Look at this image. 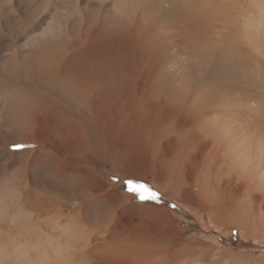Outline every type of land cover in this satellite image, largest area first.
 Masks as SVG:
<instances>
[{"label":"rangeland","instance_id":"rangeland-1","mask_svg":"<svg viewBox=\"0 0 264 264\" xmlns=\"http://www.w3.org/2000/svg\"><path fill=\"white\" fill-rule=\"evenodd\" d=\"M47 1H49V5H46ZM235 5V9L232 8ZM191 22L194 24L191 25ZM147 24L149 26H146ZM235 24L236 26H234ZM50 25L57 29L53 28L50 32V29L48 30ZM117 27L118 30H116ZM216 27L224 29L218 30ZM93 28L94 30L103 28L113 32L124 31L125 35L121 42H118L123 47L130 40V33L134 28L140 29L142 36L137 37L135 33L134 43L136 46L141 38H144V34H148L150 37L154 48L149 54V63H147L146 53L141 52L140 54V57H144L140 58L143 62L137 60L136 48L135 53L132 54L138 70L140 68V80L144 82V88H140L138 84L136 93L133 94L131 103L128 104L130 111L136 113L134 118L137 120L141 114H146L156 122L152 127L148 123L153 134L150 137H145V130H135L134 134L138 135V142H136L138 148L133 149L134 145L129 143L131 146H128L132 148H128V151L123 147L127 142H122L121 133L114 132L110 137L106 135L107 138L109 137L107 148L113 154L99 151L100 149L96 148L95 143L91 145L89 142L82 150L79 146H73L76 141L70 139L62 127L64 125L65 131L69 133L79 123L67 124V121L71 120L69 114L73 115L71 106L69 107L70 112L66 111V119L60 114L59 118H56L55 114L48 115L47 110H40L39 119L45 122L46 128L50 127L54 130L62 124L60 130L56 131L58 133L53 132L52 138H50L51 133L45 131L46 135L50 134L48 140L51 139L54 142L45 145L48 146L46 150L59 158V161L54 158L47 161L48 158L44 157L46 163L42 160L39 163L35 160L34 163H28L26 161L27 152L34 154L35 150L43 151L45 146L41 144V140L39 144L37 143L39 147L35 144L36 142H26V119L32 112L31 105L25 97L19 94L15 96L12 88L19 85L35 84L29 75L40 64L39 55L41 52L46 50L50 52L58 47H62L66 51L69 39L79 35L80 30L86 34ZM46 29L45 38L37 39ZM214 34L218 37H215ZM113 40L116 41V39ZM130 44L128 45L132 46ZM56 55H58L63 68L71 52L69 49L64 54L61 51H56ZM223 60L226 61V64ZM229 60L231 64L227 62ZM46 68L43 73L51 71L49 67ZM124 69L127 71V64ZM220 69L224 74L221 73L222 71L220 72ZM25 70L26 79L22 77L25 75ZM58 70L60 71L59 67ZM7 71L10 72L9 75H7ZM197 72L200 76L197 75ZM91 73L99 74L98 68L92 69ZM200 73L204 75L202 76ZM210 73H213V78L210 77ZM226 73L230 76L225 75ZM12 75L18 77L10 78ZM196 75L202 79V82ZM207 75L209 77H205ZM98 76L96 75V78ZM195 76L197 80H195ZM2 77L10 78L14 85ZM158 77L160 82H163L162 84L158 82V86L156 84L155 90L159 94H150L148 80L153 85L154 80ZM179 78L181 82H184L183 86ZM204 80L205 82H203ZM210 81L213 82V85ZM0 82L4 85L3 89H0L3 95V98L0 96V264H107L106 258L113 255L121 261V264H128L124 262L127 261V258L128 262L132 264H234L233 261L235 264H242V262L251 264L252 261H258L256 264H264V234L261 233L264 231V0H0ZM124 82L126 83L127 80ZM177 82L181 83V87ZM199 82L202 85H199ZM191 83L194 85L198 83V85L194 86ZM205 83L208 85L206 91ZM130 84L128 83L127 87H130ZM159 85H162L164 90ZM192 86L194 87L191 88ZM169 87H173L174 90ZM222 88H224V94H222ZM215 89V92L221 94L220 96H223L224 100L223 97H219L218 93H214ZM117 91L121 92L122 90L117 89ZM174 92L176 96L175 94L169 96ZM233 92L235 98L231 96ZM102 93L99 95L93 91V96L99 105V114L105 112L102 117L105 125L103 130L110 128L113 131L112 123L116 122L113 120L115 117L113 115L115 114L113 99L107 93ZM189 97L191 98L189 99ZM196 98L197 100H195ZM152 101L156 103L153 108L158 107V110L153 112L157 111L159 116H152L153 108L149 113L144 110V106L148 107L147 102L152 103ZM56 104L59 106V103ZM72 104H74V109H77V101ZM202 107L204 108L202 109ZM252 107L255 109L252 110ZM187 111L190 115L187 114ZM254 115L258 117L256 118ZM122 116L126 119V116ZM73 117L76 121L79 119L75 115ZM52 119L57 121L62 119L63 121L58 125L48 124L47 122ZM141 125V128L145 125L142 117ZM229 129L231 130L228 131ZM240 139L241 141H239ZM197 140L201 144L197 143ZM138 144H141V147ZM232 146L233 148H231ZM216 150L219 151L220 156L215 154ZM63 152L67 156L75 158L84 152L92 156L96 165L75 160L74 165H70L93 169L94 178L89 179L90 183L92 179L95 180L96 189L109 192L108 197L100 199L93 197L89 188L87 191V185H84L80 180V171L64 172L71 159L66 157ZM103 158L106 159L103 161ZM148 158L149 160H147ZM67 160L68 162H66ZM210 161H214V164L211 165ZM257 161L258 163H256ZM114 162H116V169L112 165ZM171 162L172 164H170ZM102 164H104V169H97L99 173L96 172V168ZM28 166L30 167L28 168ZM216 166L219 167L216 168ZM209 168L215 170V174ZM209 171L210 173H207ZM254 171L256 172L254 173ZM195 172L197 177H195ZM215 175L216 177L213 179ZM223 175H225V180ZM178 176L181 177V181ZM194 179L201 180L200 184ZM214 180L221 183H215ZM127 181L146 185L150 191L157 194L156 199L141 200L138 192L129 191ZM239 181L241 182L239 183ZM251 181L254 182L253 185L250 184ZM179 182L180 188H183L182 192L186 190L184 194L177 190ZM184 182L186 184H181ZM193 183L194 187L198 188H194ZM201 184H203V188H201ZM213 184L216 187L212 186ZM244 188L246 189L243 190ZM251 188L254 192L251 191ZM242 192L252 193L253 196L248 194V197ZM196 193L198 194L196 195ZM235 198L240 200L236 199V201ZM124 199L131 201L125 203L124 208H121L119 217L120 210L116 207L117 202L122 203ZM241 201L244 205L240 204ZM85 202L87 203L85 204ZM215 204L216 206H214ZM251 206L255 211L250 208ZM148 207L156 212H149L148 217L150 218L140 217L145 211L144 209H148ZM244 207L245 209H243ZM260 207L263 212L260 211ZM99 208L100 210H98ZM240 210L243 214H247H245L246 219L242 213V215L240 214ZM79 214L80 216H78ZM258 214L260 215L257 216ZM155 215L158 217H154ZM234 216L237 218L239 216L244 220L239 218V221H236L237 218ZM248 219L250 224L247 222ZM143 220H146L145 225L140 224ZM260 221L263 223H259ZM241 222L252 229H249L248 226L243 228L244 225L242 226ZM255 222L258 223L257 226ZM132 224L138 226H131ZM260 224L263 225V228L259 227ZM225 225L233 229L230 234H222L221 230ZM253 225L254 227H252ZM143 227L147 229L146 233L142 232ZM255 227H257L256 230L253 229ZM257 229L260 232L257 233L259 231ZM151 230L163 233L158 241L160 246L156 245L154 240L150 241L154 236V233L148 235ZM80 231L83 234H79ZM251 231L254 232V236L249 234ZM255 233L261 234L262 237L256 236ZM142 234L147 237L143 239ZM246 234L249 236L247 237ZM134 235L138 237L134 238ZM195 242L197 244H194ZM180 243H183L182 246ZM164 249L169 251L163 252ZM165 253H168V256H164ZM159 258L160 260L155 262V259Z\"/></svg>","mask_w":264,"mask_h":264},{"label":"bare ground","instance_id":"bare-ground-1","mask_svg":"<svg viewBox=\"0 0 264 264\" xmlns=\"http://www.w3.org/2000/svg\"><path fill=\"white\" fill-rule=\"evenodd\" d=\"M224 2V1H223ZM46 5H49V1H47L46 2ZM209 5V4H208ZM207 5V6H208ZM215 6V5H214ZM11 7V6H10ZM46 7V6H45ZM232 7V6H231ZM230 7V8H231ZM234 7H236V5L235 6H233L232 8H234ZM196 9V8H195ZM235 9V8H234ZM10 11H11V9H9ZM54 11V10H53ZM245 12V11H244ZM25 13V12H24ZM237 13V12H236ZM204 14V13H203ZM192 15V14H191ZM200 15V14H199ZM248 15H249V13H248ZM203 16V15H202ZM238 16H239V14H238ZM197 17H198V14H197ZM200 17H201V15H200ZM206 17V16H205ZM204 17V18H205ZM219 17V16H218ZM236 17V16H235ZM201 19V18H200ZM254 19V18H253ZM123 20H126V19H123ZM199 20V19H198ZM203 20V19H202ZM6 21V20H5ZM12 21V20H11ZM56 21V20H55ZM261 21V20H260ZM218 22V21H217ZM56 23V22H55ZM225 23V22H224ZM194 24V22H191V25H193ZM217 24V23H216ZM247 24V23H246ZM54 25H58V24H54ZM219 25V24H218ZM218 25H216L217 27H218ZM225 25V24H224ZM146 26H149L148 24L146 25ZM205 26V25H204ZM221 26V25H220ZM234 26H236V24L234 25ZM233 26V27H234ZM7 27V26H6ZM20 27V26H19ZM209 27V26H208ZM211 27V26H210ZM213 27H215V25L213 24ZM216 27V28H217ZM227 27V26H226ZM231 28H232V25L230 26ZM53 28H55V29H57V27H55V26H52L51 27V25L48 27V30L50 29V32L53 30ZM193 28V27H192ZM196 28V27H195ZM212 28V27H211ZM229 28V27H228ZM54 29V30H55ZM145 29H146V27H145ZM218 29V28H217ZM222 28H220V29H218V30H221ZM224 29V28H223ZM222 29V30H223ZM239 29H240V27H239ZM238 29V30H239ZM6 30V29H5ZM116 30H118V27H117V29ZM198 29L196 28V31H197ZM215 30V29H214ZM217 30V31H218ZM230 30V29H229ZM237 30V27H236V29H235V31ZM240 31V30H239ZM156 32V31H155ZM198 32V31H197ZM207 32H209V31H207ZM223 32H225V31H223ZM228 32V31H227ZM226 32V33H227ZM238 32V31H237ZM49 33V32H48ZM80 34L79 35H77L76 37H73V39H69V41H68V44L66 45V47H67V49H66V51L69 49V51L71 52V55H70V57L67 59V61H66V63L63 65V68L61 67L62 65H61V61H60V59H59V57H58V55H56V51H61V53L62 54H64L66 51H64L63 49H62V47H58V48H56V49H53L52 51H48V50H46L45 52H41L40 53V55H39V59H41V62H40V64L39 65H37L36 67H35V69L34 70H32L31 72H30V78H31V80L32 81H35V84L34 85H28V86H23V85H19V86H15V87H13L12 88V91H14L15 92V96L17 95V94H19V95H21V96H23V97H25L26 98V101L27 102H29V104L31 105L30 106V108H31V110H32V112H30V114L28 115V118L26 119V136H27V138H26V142H31V141H33V142H36L35 144L37 145V143L39 144V141L41 140V144L42 145H49V143H54L51 139L50 140H48L49 139V137H50V134H48L47 133V135L45 134V131H48L49 133H51V137L50 138H52V135H53V132H55V133H58V132H56L57 130H60V126L62 125V124H60V122L62 123V119H61V121H57V120H51L50 122H47L48 124H56V125H58V124H60V125H58V127H56L54 130H52V129H50V127H48V128H46L45 126H44V123L45 122H43V121H41L40 119H39V113H40V110H47V114L48 115H51V114H55L56 116V118L58 117L59 118V114L60 115H62L63 116V118H65L66 119V111L67 112H70L69 111V107L71 106V108H72V111H71V113L73 114V115H75V116H77L79 119L76 121V119H74V117H73V115H71V114H69L70 115V117H71V120H68L67 121V124H70V125H72V123H74V122H79V123H77V125H76V128H73V129H71L70 131H69V133L68 132H66L65 130H66V127L63 125L62 127H64L63 128V130H64V132H65V134L66 135H68V136H70V139L72 138V139H74L76 142H74L73 143V146L74 145H76V146H79V147H81L80 149H84V147L86 146V143L87 142H89V143H91V145H92V143H95L96 144V148L98 147L100 150L99 151H102V152H106V153H109V154H113V152L112 151H110L107 147V140L109 139V137L111 136V133L112 132H114V133H117V134H119V133H121V139H122V142L124 143V141H126L127 142V144L126 145H122L123 147H125V149H127V151H128V148H130L129 146H131L130 144H133L134 145V147H133V149H135V148H138L137 147V143L136 142H138V135H136V134H134V131L135 130H139V129H143V130H145V137H150L153 133H152V131L150 130V128H149V125L152 127V125H155L156 124V122H154V120L151 118H149L148 116H146V114H141V116H139L138 118H139V120H137V118H134V115H136V113H134V112H132V111H130V108H129V104L128 103H131V98H132V96H133V94H135L136 93V90H137V85L139 84V87L140 88H144V82L142 81V80H140V76H141V74H140V68H139V70H138V68H137V63H136V60H134L133 59V56H132V54H134L135 53V48H136V54H137V57H138V61H142L143 62V60H140V58L142 57H140V54H141V52H143V54L144 53H146V56L148 57V61H147V63H149L150 62V58H149V54L150 53H152V49L154 48V46L151 44V39H150V37L148 36V34H144V38H141V40L138 42V44H137V46L135 45V43H134V39H135V37H134V35H135V33H136V35H137V37H142L141 36V33H140V29H133L132 30V32L130 33V36H131V38H130V40H131V44H132V46H133V48H132V46H129L128 44H130V40L128 41V42H126V44H125V46L123 47V45L121 44V43H118V42H121V40H122V38H123V36L125 35L124 34V31H118V32H113V31H109V30H107V29H103V28H100V29H96V30H94V28L93 29H91L90 31H88V32H86V34H83V31H81L80 30V32H79ZM143 33V32H142ZM226 33H224V34H226ZM230 33V32H229ZM240 33V32H239ZM46 34H47V29L44 31V33L42 34V36L41 37H39V38H37V39H41V38H45L44 36H46ZM235 34V33H234ZM52 35V34H51ZM212 35V34H211ZM215 35V37L217 36L218 37V35H216V34H214ZM228 35V34H227ZM53 36V35H52ZM110 36H111V38H110ZM113 36V37H112ZM48 37V36H47ZM199 37V36H198ZM214 37V38H215ZM233 37H236V36H233ZM180 38V37H179ZM203 38V37H202ZM232 38V37H231ZM113 39H116V41H114ZM206 39V38H205ZM220 39V38H219ZM241 39V38H240ZM208 40V39H207ZM210 41H211V39H209ZM222 40V39H221ZM224 40V39H223ZM234 40H235V38H234ZM234 40H232V41H234ZM212 41H214V40H212ZM171 42V41H170ZM185 42V41H184ZM217 42V41H216ZM259 42V41H258ZM67 43V42H66ZM124 43V42H123ZM167 43V42H166ZM215 43V42H214ZM234 43H236L235 41H234ZM130 44V45H131ZM170 44V43H169ZM183 44V43H182ZM237 44V43H236ZM115 47H114V46ZM171 45V44H170ZM184 45H185V43H184ZM259 45V44H258ZM170 47V46H169ZM255 47H256V45H255ZM262 47V46H261ZM201 48V47H200ZM258 48V47H257ZM263 48V47H262ZM10 49V48H9ZM259 49V48H258ZM37 51V50H36ZM41 51H42V49H41ZM39 53V52H38ZM192 53V52H191ZM20 54V53H19ZM185 54V53H184ZM21 57V56H20ZM144 57H142V59H143ZM15 59V58H14ZM194 59H196V58H194ZM14 61V60H13ZM234 62H235V60H233ZM9 62V61H8ZM11 62V61H10ZM129 62V63H128ZM223 62H224V60H223ZM222 61H221V64L223 63ZM226 62V61H225ZM224 62V63H225ZM227 62H230L229 64H231V61L229 60V61H227ZM146 63V62H145ZM233 63V62H232ZM29 64V63H28ZM127 64V71L124 69V67H125V65ZM220 64V63H219ZM226 64V63H225ZM41 66V67H40ZM173 66V65H172ZM175 66V65H174ZM221 66V65H220ZM223 66V65H222ZM46 67H49L50 69H51V71H45V73H43L44 72V69L46 68ZM58 67H59V69H60V71L58 70ZM225 67V66H224ZM223 67V68H224ZM233 67V66H232ZM236 67V66H235ZM94 68H98V72H99V74H97V73H94V74H92L91 73V71H92V69H94ZM149 68V67H148ZM171 68V67H170ZM191 68V67H190ZM217 68H219L218 66H217ZM222 68V67H221ZM16 69V68H15ZM19 69H22L21 67H19ZM47 69V68H46ZM150 69H152V68H150ZM226 69V68H225ZM228 69V68H227ZM4 70V69H3ZM14 70V69H13ZM18 70V69H17ZM16 70V71H17ZM29 70V69H28ZM148 70V69H147ZM191 70V69H190ZM201 70V69H200ZM215 70H217V69H215ZM219 70V69H218ZM217 70V71H218ZM224 70V69H223ZM9 71V70H8ZM8 71H7V75H9V73H8ZM30 71V70H29ZM150 71V70H149ZM172 71V70H171ZM198 71V70H197ZM222 70L220 69V72H221ZM227 71V70H226ZM229 71H230V69H229ZM236 71V70H235ZM61 72H63V73H61ZM174 72V71H173ZM188 72H190V71H188ZM203 72V71H202ZM206 72V71H205ZM220 72H219V74H220ZM4 73V72H3ZM18 73H21V72H19L18 71ZM18 73H17V75H18ZM26 73V70H25V72H24V74ZM193 73V72H192ZM198 74L197 75H199V72H197ZM208 73V72H207ZM214 73V72H213ZM213 73L210 75V77L213 75ZM218 73V72H217ZM221 73H223V71L221 72ZM12 74V73H11ZM201 74V73H200ZM224 74V73H223ZM228 73H226L225 75H227ZM4 75V74H3ZM96 75H99L98 76V78H96ZM196 75V76H197ZM202 75V74H201ZM204 75V74H203ZM202 75V76H203ZM218 75V74H217ZM14 75H12V77L10 76V78H16V77H18V76H14ZM195 76V77H196ZM200 76V75H199ZM199 76H197V77H199ZM215 76V75H214ZM220 76V75H219ZM223 76V75H222ZM228 77L230 76L229 74L227 75ZM233 77H234V75H232ZM23 78H25L26 79V74L25 75H23L22 76ZM183 77V76H182ZM194 77V76H193ZM197 77L195 78V80H197ZM205 77H209L208 75L207 76H205ZM204 77V78H205ZM3 78V77H2ZM6 78V79H5ZM10 78H8L7 79V77H4L3 79L5 80V81H7V82H9L10 84H12V85H14V83L12 82V80L10 79ZM184 78V77H183ZM182 78V79H183ZM200 78V77H199ZM198 78V79H199ZM212 78H213V76H212ZM211 78V79H212ZM219 78V77H218ZM235 78H236V76H235ZM139 79V80H138ZM207 79V78H206ZM221 79H223V78H221ZM124 80H127V82L125 83L124 82ZM181 79L179 78V81H180ZM192 80V79H191ZM202 79L200 78V82H202L201 81ZM208 80V79H207ZM215 80H217L216 78H215ZM229 80H231V79H229ZM185 81V80H184ZM194 81V80H193ZM199 81V80H198ZM213 81V80H212ZM212 81H210V82H212ZM220 81V83H222L221 82V80H219ZM163 83V82H160V80H159V77H158V79H156V80H154V84L152 85L151 84V82L148 80V86H149V88L150 89H148V91H149V93L150 94H153V95H158L159 94V92L158 91H156L155 90V87H156V84L157 83ZM181 82V81H180ZM191 82V81H190ZM199 82V83H200ZM203 82H205V80L203 81ZM236 82V81H235ZM130 84V83H132V84H130L131 86L130 87H127V84ZM176 83V82H175ZM178 83V85H180V87H181V83H182V86H183V84H184V82L182 81L180 84H179V82H177ZM186 83V82H185ZM195 83V82H194ZM218 83V82H217ZM220 83H218V84H220ZM234 83V82H233ZM237 83V82H236ZM193 83H191V85H192ZM207 84H208V82H207ZM224 84V83H223ZM235 84V83H234ZM126 85V86H125ZM165 85V84H164ZM164 85H163V87H164ZM176 85V84H175ZM186 85V84H185ZM194 85V84H193ZM198 85V83L196 84V85H194V86H197ZM199 85H202V83H200ZM205 85H206V83H205ZM205 85H204V87H205ZM210 85V84H209ZM212 85H213V82H212ZM3 83L2 82H0V89H3ZM157 86H158V84H157ZM168 86V85H167ZM177 86V85H176ZM175 86V87H176ZM187 86V85H186ZM194 86H192L191 88H193ZM207 86L208 85H206V87H205V91H206V89H207ZM211 86V85H210ZM210 86H209V88H210ZM215 86V85H214ZM216 86H218L217 84H216ZM159 87H161V89H162V85L160 86L159 85ZM213 87V86H212ZM157 88V87H156ZM165 88V87H164ZM170 88V87H169ZM168 88V89H169ZM172 88V89H171ZM170 89L171 90H174L173 89V87H171ZM176 88H178L179 89V87H176ZM184 88V87H183ZM186 88V87H185ZM189 88V87H188ZM218 88V87H217ZM117 89H121L122 91L121 92H118L117 91ZM167 89V88H166ZM177 89V90H178ZM190 89V88H189ZM195 89V91H197L196 90V88H194ZM194 89L192 90V91H194ZM200 89V88H199ZM211 89V88H210ZM213 89V88H212ZM162 90H164V89H162ZM161 90V91H162ZM180 90H181V88H180ZM209 90V89H208ZM222 90H223V93H222V91H221V93L222 94H224L225 92H224V88H222ZM93 91L94 92H96L97 94H99V95H102L103 93L102 92H105V93H107L109 96H111V98L113 99V103H114V113L115 114H113L115 117L113 118V120L114 121H116V122H113L112 123V126H114V130L112 131L110 128L109 129H107V130H103V128L105 127V125L103 124V120H102V117H103V115H104V113H101V115L99 114V105H98V103H97V101L95 100V98H94V96H93ZM167 91V90H166ZM212 91V90H211ZM214 91V93H218V92H215L216 91V89L215 90H213ZM212 91V92H213ZM207 92H210V91H207ZM206 92V93H207ZM214 93H213V95H214ZM11 94V93H10ZM43 94V95H42ZM173 94H175V96H176V93L174 92V93H172V94H170L169 96H172ZM209 94V93H208ZM234 92L232 93V97H234ZM200 95V94H199ZM218 95H219V93H218ZM221 95V94H220ZM219 95V97H223V96H220ZM0 96H1V98H3V95H2V92H0ZM178 96V95H177ZM180 96H182V95H180ZM186 96H188V94H186ZM215 96L217 97V94H215ZM230 96V95H229ZM215 97V98H216ZM236 97V96H235ZM234 97V98H235ZM179 98V97H178ZM188 98V97H187ZM191 97H189V99H190ZM193 98H194V96H193ZM203 98V97H202ZM238 98V97H237ZM245 98V97H244ZM181 99V98H180ZM200 99V98H199ZM198 99V100H199ZM222 99V98H221ZM221 99H219L220 101H221ZM241 99H242V97H241ZM5 100V99H4ZM195 100H197V98L195 99ZM218 100V101H219ZM223 100H224V97H223ZM237 100V99H236ZM74 101H77V103H78V107H77V109H74V104H72ZM129 101V102H128ZM207 101V100H206ZM217 101V102H218ZM239 101V100H238ZM169 103L171 102V101H168ZM200 102V101H199ZM255 102V101H254ZM253 102V103H254ZM56 103H59V106L56 104ZM186 103V102H185ZM198 103V102H197ZM212 103H214V102H212ZM252 103V104H253ZM19 104V103H18ZM147 104H148V107L147 106H144V110L145 111H147V113H149L150 112V110L155 106V104L156 103H154L153 101H152V103H149V102H147ZM188 104V103H187ZM260 104V103H259ZM194 107L196 106V105H193ZM206 106H207V104H206ZM183 107H185V106H183ZM183 107L181 108V110L183 109ZM263 107V106H262ZM204 107H202V109H203ZM260 108V107H259ZM178 109H180V107L178 106ZM193 109V108H192ZM255 109V108H254ZM253 109V107H252V110H254ZM262 109V108H261ZM263 109H264V107H263ZM155 110H158V107H155V108H153V110H152V113H154L152 116H159L158 115V112L156 111V112H153V111H155ZM186 110V109H185ZM262 111V110H261ZM179 112H181L180 110H179ZM186 112V111H185ZM202 112H203V110H202ZM46 114V115H47ZM187 114L188 115H190L189 113H188V111H187ZM116 115H119V116H116ZM122 115H124V116H126V119H125V117L123 118V116ZM185 115H186V113H185ZM257 115V114H256ZM256 115H254V116H256ZM101 116V117H100ZM187 116V115H186ZM254 116H253V118H254ZM61 117V116H60ZM141 117L144 119V122H145V125H144V127L143 128H141L142 127V125H141ZM250 117H252V116H250ZM258 116H256V118H257ZM49 118V117H48ZM55 119V118H54ZM185 119V118H184ZM255 119V118H254ZM259 119V118H258ZM260 120H261V118H260ZM264 120V119H263ZM127 121V122H126ZM185 121H186V119H185ZM152 122V123H151ZM203 122V121H202ZM264 122V121H263ZM64 123V122H63ZM148 123H150L149 125H148ZM258 123V122H257ZM264 124V123H263ZM262 124V125H263ZM55 125V126H56ZM123 125H124V128H123ZM258 125H259V123H258ZM260 125H261V123H260ZM50 126V125H49ZM240 126V125H239ZM70 127V126H69ZM194 127V126H193ZM192 127V128H193ZM209 127V126H208ZM235 127H237V126H235ZM241 127V126H240ZM256 127H257V125H256ZM45 128V129H44ZM126 128H128V129H126ZM183 128V127H182ZM191 128V129H192ZM258 128V127H257ZM261 128V127H260ZM259 128V129H260ZM180 129V128H179ZM51 130V131H50ZM193 130V129H192ZM197 130V129H196ZM231 129H229L228 131H230ZM245 130V129H244ZM254 130H256V129H254ZM109 131H111V132H109ZM237 131V130H236ZM249 131V130H248ZM262 131V130H261ZM60 132V131H59ZM233 132V131H232ZM250 132V131H249ZM71 133V134H70ZM228 133H230V132H228ZM227 133V134H228ZM242 133V132H241ZM240 133V134H241ZM259 133V132H258ZM60 134V133H59ZM59 134H58V136H59ZM73 134H75V135H73ZM198 134V133H197ZM237 134V133H236ZM246 134H248V133H246ZM7 135H9V134H7ZM106 135H108L109 137L107 138V136ZM191 135V134H190ZM193 135V134H192ZM199 135V134H198ZM244 135H245V133H244ZM5 136H6V133H5ZM4 136V137H5ZM24 136V135H23ZM65 136V135H64ZM236 136V135H235ZM240 136V135H239ZM242 136V135H241ZM249 136V135H248ZM56 137V136H55ZM67 137V136H66ZM192 137V136H191ZM220 137V136H219ZM232 137H233V135H232ZM256 137H257V135H256ZM56 138H58V137H56ZM107 138V139H106ZM119 138V139H120ZM183 138V137H182ZM195 138V137H194ZM224 138V137H223ZM3 139V138H2ZM1 139V140H2ZM18 139V138H17ZM62 139V138H61ZM185 139V138H184ZM190 139V138H189ZM188 139V141H190ZM196 139V138H195ZM233 139H235L234 137H233ZM232 139V140H233ZM8 140V139H7ZM58 140V139H57ZM92 140V141H91ZM186 140V139H185ZM194 140V139H193ZM224 140V139H223ZM227 140V139H226ZM225 140V141H226ZM238 140V139H237ZM237 140H234V141H237ZM250 140V139H249ZM3 141V140H2ZM1 141V142H2ZM23 141V140H22ZM198 141V140H197ZM196 141V142H197ZM239 141H241V139L239 140ZM238 141V142H239ZM10 142V141H9ZM191 142H193V141H191ZM191 142H189V143H191ZM194 142H195V140H194ZM200 141H198L197 143H199ZM237 142V143H238ZM8 143V142H7ZM15 143V142H14ZM130 143V144H129ZM141 143V142H140ZM232 143V142H231ZM231 143H229V144H231ZM235 143V142H234ZM243 143V142H242ZM261 143V142H260ZM10 144V143H9ZM41 144H40V146H41ZM167 144V143H166ZM199 144H201V143H199ZM129 145V146H128ZM140 147H141V144H138ZM170 145V144H169ZM189 145V144H188ZM193 145V144H192ZM234 145V144H233ZM248 145V144H247ZM256 145V144H255ZM38 146V145H37ZM52 146H54V145H52ZM216 146V145H215ZM235 146V145H234ZM252 146V145H251ZM39 147V146H38ZM139 147V148H140ZM254 147V146H253ZM43 148V147H42ZM48 148V146H45L44 147V149H43V151H36L35 150V152H34V154H31V153H28L27 152V154H26V161L28 162V163H34V160L36 161V162H40L41 160L42 161H44V163H46L48 160H51L52 158H54V160H56V161H59V158H56L55 156H53V155H51L46 149ZM55 148V147H54ZM132 148V147H131ZM130 148V149H131ZM231 148H233V146L231 147ZM237 148H239L238 146H237ZM57 149V148H56ZM119 149V148H118ZM203 149V148H202ZM205 149V148H204ZM74 150V149H73ZM122 150V149H121ZM215 150V149H214ZM251 150H253V149H251ZM60 151V150H59ZM85 151V150H84ZM145 151V150H144ZM206 151V150H205ZM60 152H62V151H60ZM207 152V151H206ZM239 152V151H238ZM14 153V152H13ZM25 153V152H24ZM64 153V152H63ZM80 153H82V152H80ZM129 153V152H128ZM208 153V152H207ZM235 153V152H234ZM55 154H56V152H55ZM65 154V153H64ZM130 154V153H129ZM134 154V153H133ZM200 154H201V152H200ZM215 154L217 155V156H220V153H219V151H215ZM238 154V153H237ZM252 154H253V152H252ZM264 154V153H263ZM10 155V154H9ZM23 155V154H22ZM58 155V154H57ZM117 155V154H116ZM149 155V154H148ZM147 155V156H148ZM154 155V154H153ZM212 155H213V153H212ZM239 155H240V153H239ZM247 155V154H246ZM59 156V155H58ZM65 156L66 157H68L69 159H71L70 160V163L68 162V160L66 161V162H68V165L66 166V168L64 169V172L66 171L67 173H72V172H76V171H80V175H79V177H80V180L84 183V185H87V191H88V188H89V191H90V193H93V197H98L99 199L100 198H106V197H108V195H109V192H107V191H103V190H98V189H96V187H95V180H91V183H90V181H89V179L90 178H94L93 177V172H94V170L93 169H87V168H85V167H82V166H78V167H73V165H74V160L75 161H80V162H86V163H88V164H92V165H96L93 161H94V159L92 158V156H90L89 154H86V152H84V153H82V154H80L79 155V157H72V156H67L66 154H65ZM151 156V155H150ZM197 156V155H196ZM199 156V155H198ZM243 156V155H242ZM254 156H255V154H254ZM260 156V155H259ZM24 157V156H23ZM22 157V158H23ZM42 157V158H41ZM44 157L45 158H48V159H46L47 161H45L44 160ZM66 157H64V158H66ZM206 157V156H205ZM247 157V156H246ZM257 157V156H256ZM106 158H109V157H107L106 156ZM106 158H103V161L106 159ZM168 158V157H167ZM201 158V157H200ZM241 158V157H240ZM67 159V158H66ZM202 159V158H201ZM242 159V158H241ZM255 159V158H254ZM253 159V160H254ZM54 160H53V162H54ZM147 160H149V158L147 159ZM207 160V159H206ZM248 160V159H247ZM252 160V159H251ZM263 160H264V158H263ZM262 160V161H263ZM61 161V160H60ZM159 161V160H158ZM169 161V160H168ZM193 161V160H192ZM245 161V160H244ZM250 161V160H249ZM260 161V160H259ZM162 162H163V160H162ZM166 162V161H165ZM195 162V161H194ZM204 162V161H203ZM214 162V161H213ZM213 162H211L210 161V164L212 165V163ZM217 162H218V160H217ZM231 162V161H230ZM235 162V161H234ZM56 163V162H55ZM61 163V162H60ZM116 162H114L112 165H113V167H115V169H116V164H115ZM164 163V162H163ZM219 163V162H218ZM246 163H247V161H246ZM252 163V162H251ZM256 163H258V161L256 162ZM255 163V164H256ZM35 164H37V163H35ZM70 164H73V165H70ZM144 164V163H143ZM147 164H148V162H147ZM161 164V163H160ZM170 164H172V162L170 163ZM202 164V163H201ZM201 164H200V167H201ZM206 164V163H205ZM214 164V163H213ZM223 164H225V163H223ZM239 164V163H238ZM244 164V163H243ZM249 164V163H248ZM263 164V163H262ZM38 165V164H37ZM36 165V166H37ZM146 165V164H145ZM150 165V164H149ZM163 165V164H162ZM196 165V164H195ZM207 165V164H206ZM216 165V164H215ZM219 166H220V164H218ZM222 165V164H221ZM240 165V164H239ZM253 165V164H252ZM164 166H166V165H164ZM169 166V165H168ZM203 166V165H202ZM219 166H216V168L217 167H219ZM234 166V165H233ZM232 166V167H233ZM238 166V165H237ZM245 166V165H244ZM250 166V165H249ZM254 166H256V165H254ZM30 166H28V168H29ZM46 167V166H45ZM53 167V166H52ZM172 167V166H171ZM199 167V166H198ZM210 167V166H209ZM224 167V166H223ZM229 167H231V166H229ZM235 167V166H234ZM256 167H258V166H256ZM260 167V166H259ZM213 168V167H212ZM227 168V167H226ZM246 168V167H245ZM43 169V168H42ZM97 169H104V164H102V165H100V167H98V168H96V172H98V170ZM210 170H211V172H213V174H215L214 173V171L211 169V168H209ZM219 169V168H218ZM224 168H222V170H223ZM148 170V169H147ZM203 170L205 171V169L203 168ZM220 170V169H219ZM225 170V169H224ZM245 170V169H244ZM256 170H257V168H256ZM63 171V170H62ZM203 171V172H204ZM208 171V170H207ZM217 171V170H216ZM247 171V170H246ZM251 171V170H250ZM259 171H261V170H259ZM264 171V170H263ZM126 172V171H125ZM144 172H146V171H144ZM227 172V171H226ZM240 172V171H239ZM256 171H254V173H255ZM51 173V172H50ZM95 173V172H94ZM99 173V172H98ZM174 173V172H173ZM193 173H194V170H193ZM196 173V172H195ZM199 173V172H198ZM207 173H210V171L209 172H207ZM223 173H225V172H223ZM258 173V172H257ZM256 173V174H257ZM46 174V173H45ZM61 174V173H60ZM66 174V173H65ZM74 174V173H73ZM113 174H115V173H113ZM175 174V173H174ZM178 174V173H177ZM181 174V173H180ZM218 174H219V172H218ZM228 176H229V174L228 173H226ZM225 174V175H226ZM230 174H232V173H230ZM200 175V174H199ZM202 175H203V173H202ZM202 175H200V176H202ZM225 175H223L222 177H223V179H224V177H225ZM260 175H263V174H260ZM46 176H47V174H46ZM65 176V175H64ZM63 176V177H64ZM181 176V175H180ZM210 176V175H209ZM211 176H213L212 175V173H211ZM219 176V175H218ZM221 176V175H220ZM227 176V177H228ZM254 177H255V175H253ZM252 176V177H253ZM41 177H43V176H41ZM179 177V176H178ZM195 177H197V173H196V176ZM204 177V176H203ZM215 177H216V175L214 176V178L213 179H215ZM67 178V177H66ZM174 178V177H173ZM181 177H179L178 179H180ZM205 178V177H204ZM245 178H247V177H245ZM250 178V177H249ZM256 178V177H255ZM210 179H212V178H210ZM212 179V180H213ZM263 179V178H262ZM45 180V179H44ZM176 180V179H175ZM195 180V179H194ZM225 180V179H224ZM240 180V179H239ZM259 180H261V179H259ZM46 181V180H45ZM179 181H181V179L179 180ZM183 181H185V180H183ZM196 181V180H195ZM200 181L201 180H197L196 182H198V184H200ZM231 181V180H230ZM245 181V180H244ZM248 181V180H247ZM261 181H263V180H261ZM71 182V181H70ZM192 182V181H191ZM190 182V183H191ZM213 182H215V180L213 181ZM212 182V183H213ZM217 182H220V181H217ZM217 182H215V183H217ZM225 182V181H224ZM227 182V181H226ZM235 182V181H234ZM241 181H239V183H240ZM257 182V181H256ZM203 183V182H202ZM214 183V184H215ZM221 183V182H220ZM220 183H218V184H220ZM233 183V182H232ZM254 183V182H253ZM253 183H252V181H251V183L250 184H252L253 185ZM181 184H186L185 182L184 183H181ZM189 184V183H188ZM187 184V185H188ZM196 184V183H195ZM212 185V186H214V187H216L215 185ZM227 184V183H226ZM226 184H224V186H226ZM234 184H236L237 185V183H234ZM245 184V183H244ZM246 184H248V183H246ZM264 184V183H263ZM263 184H261V185H263ZM180 185V182L178 183V186ZM202 185L203 184H201V188H203L202 187ZM233 185V184H232ZM258 185H260V184H258ZM258 185H256L257 186V188H258ZM76 186V185H75ZM166 186V185H165ZM220 186H221V184H220ZM229 186H230V184H229ZM251 186V185H250ZM181 186H179V189H177L178 190V192L180 193V192H182L183 191V188H180ZM183 187V186H182ZM185 187V186H184ZM193 187H194V183H193ZM218 187V186H217ZM228 187V186H227ZM231 187H233V186H231ZM235 187V186H234ZM240 187V186H239ZM173 188V187H172ZM171 188V189H172ZM194 188H198V187H194ZM210 188L212 189V187L210 186ZM230 188V187H229ZM256 188V189H257ZM263 188V187H262ZM184 189H186V188H184ZM218 189H219V187H218ZM217 189V190H218ZM222 189V188H221ZM231 189V188H230ZM229 189V190H230ZM246 188H244L243 190H245ZM252 189V188H251ZM250 189V190H251ZM254 189H255V187H254ZM264 189V188H263ZM175 190H176V188H175ZM194 190V189H193ZM204 190V189H203ZM216 190V189H215ZM226 191H228V190H226ZM231 191V190H230ZM236 191V190H235ZM252 192H254L253 191V189L251 190ZM39 192V191H38ZM176 192V191H175ZM184 192H186V190L184 191ZM184 192H182L181 194H184ZM187 192H188V190H187ZM190 192V191H189ZM220 192V191H219ZM246 192V191H245ZM248 192V191H247ZM262 192H263V190H262ZM192 193V192H191ZM201 193V192H200ZM221 193H223V192H221ZM228 193V192H227ZM235 193V192H234ZM242 193H244V192H242ZM178 194V193H177ZM198 193H196V195H197ZM205 194H206V192H205ZM205 194H203V195H205ZM212 194V193H211ZM214 194H216V193H214ZM249 194V193H248ZM248 194L246 193H244V195H247L248 196ZM251 195H252V193H250ZM249 194V195H250ZM33 195V194H32ZM87 195V194H86ZM173 195V194H172ZM232 195V194H231ZM239 195H241V194H239ZM239 195H238V197H239ZM255 195V194H254ZM185 196V195H184ZM233 196V195H232ZM246 196V197H247ZM253 196V195H252ZM85 197V196H84ZM229 197V196H228ZM228 197H226V198H228ZM249 197V196H248ZM67 198V197H66ZM208 198H210L211 199V197H208ZM223 198V197H222ZM225 198V197H224ZM223 198V199H224ZM232 198V197H231ZM95 199V198H94ZM97 199V198H96ZM98 199V200H99ZM183 199V198H182ZM207 199V198H206ZM216 199H217V196H216ZM228 199H230V198H228ZM237 198H235L234 200H236ZM251 199L253 200V197H251ZM255 199V198H254ZM203 200V199H202ZM227 200V199H226ZM234 200H231V201H233L234 202ZM237 200H240V199H237ZM236 200V201H237ZM251 200V201H252ZM95 201V200H94ZM128 201H131L130 199H124V201H122V203H119V202H117V208L120 210L119 212H120V214H119V217H120V215H121V208L123 207L124 208V205H125V203H127ZM218 201V200H217ZM251 201H250V203H251ZM255 201V200H254ZM103 202V201H102ZM107 202V201H106ZM200 202H202V201H200ZM209 202V201H208ZM61 203V202H60ZM87 202H85V204H86ZM204 203V202H203ZM211 203V202H210ZM243 202L241 201L240 202V204H242ZM249 203V202H248ZM252 203H253V201H252ZM252 203H251V205H252ZM96 204V203H95ZM100 204H101V202H100ZM191 204V203H190ZM107 205H108V203H107ZM199 205V204H198ZM206 205V204H205ZM211 205H213V204H211ZM210 205V206H211ZM233 205V204H232ZM242 205H244V204H242ZM257 205V204H256ZM192 206V205H191ZM201 206V205H200ZM209 206V205H208ZM214 206H216V204L214 205ZM226 206H228V205H226ZM246 206V205H245ZM250 206V205H249ZM87 207V206H86ZM204 207V206H203ZM235 207V206H234ZM256 207V206H255ZM257 207H259V206H257ZM94 208V207H93ZM101 208V207H100ZM100 208L98 209V210H100ZM104 208V207H103ZM197 208V207H196ZM228 208V207H227ZM236 208V207H235ZM250 208H252V206L250 207ZM249 208V209H250ZM36 209V208H35ZM34 209V210H35ZM88 209V208H87ZM86 209V210H87ZM92 209V208H91ZM134 209H135V207H134ZM243 209H245V207L243 208ZM242 209V210H243ZM246 209H248L247 207H246ZM253 209V211H255L254 210V208H252ZM252 209H251V211H252ZM260 209H261V207H260ZM142 210V209H141ZM145 210V211H144ZM144 210H142V211H144V212H142V214H141V216L140 217H143V218H150V217H148V215H149V212H156V211H152L149 207H148V209H144ZM194 210V209H193ZM233 210V209H232ZM242 210H240V214L242 213L241 211ZM263 209H261L260 211H262ZM104 211V210H103ZM102 211V212H103ZM250 211V212H251ZM259 211V212H260ZM264 211V210H263ZM262 211V212H263ZM85 212V211H84ZM90 212V211H89ZM228 212H229V210H228ZM231 212V211H230ZM233 212V211H232ZM244 212V211H243ZM248 212V211H247ZM258 212V213H259ZM249 213V212H248ZM261 213V212H260ZM264 213V212H263ZM123 214V213H122ZM243 214V213H242ZM241 214V215H242ZM246 214V213H245ZM245 214H243V216H244V218H245ZM86 215V214H85ZM107 215V214H106ZM105 215V216H106ZM247 215V214H246ZM260 214H258L257 216H259ZM262 215V214H261ZM78 216H80V214L78 215ZM100 217H101V214L99 215ZM111 216V215H110ZM109 216V217H110ZM161 216H162V211H161ZM166 216V215H165ZM242 216V217H243ZM114 217V216H113ZM122 217V216H121ZM154 217H158V216H154ZM234 217H236V216H234ZM251 217V216H250ZM93 218V217H92ZM97 218V217H96ZM99 218V217H98ZM108 218V217H107ZM164 218V217H163ZM166 218H167V216H166ZM232 218V217H231ZM230 218V219H231ZM237 218V217H236ZM239 218H241V217H239L238 216V218H237V220L236 221H239ZM244 218H241V219H243L244 220ZM90 219V218H89ZM94 219V218H93ZM114 219V218H113ZM240 219V220H241ZM246 219V218H245ZM207 220V219H206ZM243 220H242V222H243ZM252 220V219H251ZM260 220V219H259ZM145 221L146 220H143L140 224H143V225H145ZM162 221H163V219H162ZM165 221V220H164ZM215 221V220H214ZM235 221V220H234ZM254 221V220H253ZM256 221V220H255ZM96 222H97V220H96ZM206 222V221H205ZM242 222H241V224H242ZM249 224H250V221H249V219H248V221H247ZM247 222H245L246 224H247ZM147 223V222H146ZM222 223V222H221ZM259 223H263V222H259ZM95 225H96V223H94ZM93 224V225H94ZM130 224H131V222H130ZM139 224V225H140ZM219 224V223H218ZM254 224V223H253ZM264 224V223H263ZM56 225V224H55ZM89 225V224H88ZM101 225V224H100ZM211 225H212V223H211ZM215 225V224H214ZM238 225H239V227H240V223L238 222ZM244 225V227L243 228H245L246 226H248V225H245V224H242V226ZM255 225L257 226L258 225V223H256L255 222ZM98 226V225H97ZM131 226H135L134 224H132ZM138 226V225H137ZM137 226H135V227H137ZM216 226V225H215ZM235 226H237V224H235ZM263 225L262 224H260V226L259 227H262ZM103 227H104V225H103ZM155 227V226H154ZM173 227V226H172ZM223 227V226H222ZM249 227V226H248ZM247 227V228H248ZM252 227H254V225L252 226ZM258 227V228H259ZM80 228V227H79ZM160 228V227H159ZM246 228V229H247ZM256 228L257 227H255V228H253L254 230H256ZM263 228V227H262ZM86 229V228H85ZM85 229H82V231L84 230L85 231ZM170 229V228H169ZM168 229V231H170ZM220 229V228H219ZM249 229H252V228H250L249 227ZM156 230V229H155ZM155 230H151V232H150V234H148V235H152V233H154V236H153V238L150 240V241H155L157 244L156 245H158V246H160V243H158V241H159V238H160V236L163 234L161 231H155ZM159 230H161V229H159ZM232 228H229L227 225H225L224 226V228H222V230H221V232H222V234L224 235V234H226L227 235V233L228 234H230V232H232ZM257 230H259V229H257ZM250 231V230H249ZM142 232L143 233H146L147 232V229L145 228V227H143L142 228ZM245 232H246V230H245ZM258 232H260V230L259 231H257V233ZM264 231H262L261 233H262V235L264 234L263 233ZM1 233V232H0ZM80 233H82L81 231L79 232V234ZM167 233V232H166ZM254 232L253 231H251V233H249L251 236H254V234H253ZM78 234V233H77ZM83 234V233H82ZM243 234H244V232H243ZM256 234V233H255ZM86 235V234H85ZM165 235V234H164ZM168 235H169V233H168ZM176 235V234H175ZM257 235H260L261 236V234H256V236ZM136 236L137 235H134L133 237L134 238H136ZM172 236V235H171ZM246 236H247V234H246ZM249 236V235H248ZM247 236V237H248ZM138 237V236H137ZM144 237V238H143ZM147 237V236H146ZM145 236H144V234H142V238L143 239H145L146 238ZM259 237V236H258ZM262 237V236H261ZM264 237V236H263ZM250 238V237H249ZM163 238L161 237V240H162ZM220 240H221V238H220ZM264 240V239H263ZM166 241V240H165ZM182 241V240H181ZM163 242V241H162ZM174 242V241H173ZM177 243V242H176ZM190 243V242H189ZM90 244V243H89ZM163 244V243H162ZM161 244V245H162ZM178 244V243H177ZM182 244L183 243H180V245L182 246ZM185 244V243H184ZM187 244V243H186ZM194 244H197L196 242L194 243ZM222 244V243H221ZM223 245V244H222ZM258 245H259V243H258ZM82 246V245H81ZM88 246V245H87ZM179 247V246H178ZM184 247H185V245H184ZM198 247V246H197ZM196 247V248H197ZM169 248V247H168ZM172 248V247H171ZM171 248H169V249H171ZM85 249V248H84ZM204 249V248H203ZM202 249V250H203ZM189 250V249H188ZM205 250V249H204ZM229 250V249H228ZM8 251H10V250H8ZM7 251V252H8ZM17 251V250H16ZM77 251V250H76ZM75 251V252H76ZM85 251V250H84ZM166 251H169V250H166ZM165 251V249H164V251L163 252H166ZM179 251V250H178ZM192 251H193V248H192ZM242 251V250H241ZM11 252V251H10ZM190 252V251H189ZM203 252V251H202ZM14 253V252H13ZM85 253V252H84ZM161 253V252H160ZM170 253V252H169ZM179 253V252H178ZM186 253H188V252H186ZM185 253V254H186ZM200 253V252H199ZM226 253V252H225ZM224 253V254H225ZM8 254V253H7ZM168 254V253H167ZM166 253H165V255L164 256H168ZM180 254V253H179ZM191 254V253H190ZM195 254V253H194ZM148 255V254H147ZM150 255H151V253H150ZM156 256H158V255H156ZM163 256V257H164ZM183 256H185V255H183ZM248 256V255H247ZM153 257V256H152ZM152 257H150V258H152ZM159 257H160V255H159ZM162 257V256H161ZM170 257V256H169ZM177 257H179V256H177ZM239 257V256H238ZM82 258H84V257H82ZM117 257H115L114 255L112 256V257H110L109 256V258H106L107 260H106V263L107 264H121V261H119L118 259H116ZM156 258V257H155ZM158 258V257H157ZM167 258V257H166ZM139 259V258H138ZM164 259H165V257H164ZM178 259V258H177ZM177 259H176V261H177ZM182 259V258H181ZM236 259V258H235ZM234 259V260H235ZM157 260H160V258L159 259H155V262L157 261ZM169 260H170V258H169ZM175 260V259H174ZM183 260V259H182ZM236 260H241V259H236ZM85 261V260H84ZM129 261V259L127 258V261L125 260L124 262L125 263H128V264H132V263H130V262H128ZM154 261V260H153ZM152 261V262H153ZM171 261V260H170ZM195 261V260H194ZM159 262V261H158ZM157 262V263H158ZM234 262V264H235V261H233ZM260 262V261H259ZM90 263V262H89ZM138 263H140V261L138 260ZM151 263V262H150ZM256 263H258V261L257 262H254V261H252V263L251 264H256ZM264 263V262H263ZM99 264V263H98ZM100 264H102V263H100ZM104 264V263H103ZM137 264V263H136ZM156 264V263H155ZM166 264V263H165ZM237 264V263H236ZM239 264V263H238ZM242 264H245V263H243L242 262Z\"/></svg>","mask_w":264,"mask_h":264},{"label":"snow or ice","instance_id":"snow-or-ice-1","mask_svg":"<svg viewBox=\"0 0 264 264\" xmlns=\"http://www.w3.org/2000/svg\"><path fill=\"white\" fill-rule=\"evenodd\" d=\"M126 183L128 185L129 191H133V192H138L139 193V198L141 200H144V199H156V197H157V194L155 192L150 191L147 188V186L144 185V184L134 183L132 181H127Z\"/></svg>","mask_w":264,"mask_h":264}]
</instances>
